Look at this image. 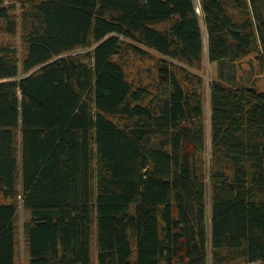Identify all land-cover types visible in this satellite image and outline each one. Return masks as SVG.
<instances>
[{
  "label": "trees",
  "instance_id": "16d2710c",
  "mask_svg": "<svg viewBox=\"0 0 264 264\" xmlns=\"http://www.w3.org/2000/svg\"><path fill=\"white\" fill-rule=\"evenodd\" d=\"M0 46V264H264V91L210 86L194 0H14ZM209 62L264 69V0H200ZM16 21L0 0V21ZM86 50L83 58L72 56ZM137 85L127 67L156 61Z\"/></svg>",
  "mask_w": 264,
  "mask_h": 264
},
{
  "label": "rangeland",
  "instance_id": "374dc122",
  "mask_svg": "<svg viewBox=\"0 0 264 264\" xmlns=\"http://www.w3.org/2000/svg\"><path fill=\"white\" fill-rule=\"evenodd\" d=\"M4 6L8 9L10 18L16 21V29L13 35H9L4 31L5 23L0 21V46H8L15 51V59L20 64L22 63L23 58L26 55L27 45L25 43L23 30H22V15L23 7L15 2L14 0H4ZM194 6L199 17V22L201 25V30L203 34L204 41V52H203V61L201 70H190L194 75H197L202 80L201 94L204 100L205 106V131H206V161L207 164L210 160L211 147H210V86L213 82L219 81V71L220 68H223L225 77L227 79L232 78L234 75L236 77V82L230 84L224 82L228 86L232 87H250L253 86L260 91H264V69H262L257 61L256 55H251L248 58L235 63L232 65L219 66L217 63L209 62L207 55V32L204 23V15L201 11L200 0H194ZM86 50H80L72 54V56L79 55L80 58H83ZM154 60L144 62L142 65H139V62L134 61L133 64L127 67L128 75L133 83L137 85L149 84V80L155 77L154 68L155 64L162 57L150 53ZM210 217H211V205H210V190L209 184H207V228H208V242H207V251H208V264H213L212 260V248H211V228H210ZM27 219V214L23 209L22 203H19V213L16 220L17 229H18V255L16 264H28V255L26 253L25 244H24V232L23 225Z\"/></svg>",
  "mask_w": 264,
  "mask_h": 264
}]
</instances>
